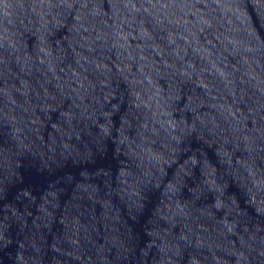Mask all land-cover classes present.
<instances>
[{
  "label": "water",
  "instance_id": "1",
  "mask_svg": "<svg viewBox=\"0 0 264 264\" xmlns=\"http://www.w3.org/2000/svg\"><path fill=\"white\" fill-rule=\"evenodd\" d=\"M0 264H264V0H0Z\"/></svg>",
  "mask_w": 264,
  "mask_h": 264
}]
</instances>
